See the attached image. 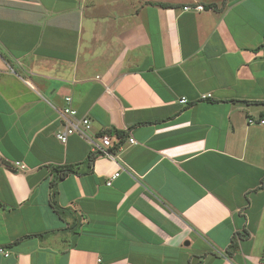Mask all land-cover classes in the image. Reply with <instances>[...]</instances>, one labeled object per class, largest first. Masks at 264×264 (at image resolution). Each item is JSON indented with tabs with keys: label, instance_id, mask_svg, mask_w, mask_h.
<instances>
[{
	"label": "crops",
	"instance_id": "obj_1",
	"mask_svg": "<svg viewBox=\"0 0 264 264\" xmlns=\"http://www.w3.org/2000/svg\"><path fill=\"white\" fill-rule=\"evenodd\" d=\"M263 36L264 0H0V264H264Z\"/></svg>",
	"mask_w": 264,
	"mask_h": 264
},
{
	"label": "built area",
	"instance_id": "obj_2",
	"mask_svg": "<svg viewBox=\"0 0 264 264\" xmlns=\"http://www.w3.org/2000/svg\"><path fill=\"white\" fill-rule=\"evenodd\" d=\"M183 9H194V10H202V5H185ZM202 98H205L203 96ZM65 105L60 109L61 119L64 123V128L58 131L55 136L60 142H65L70 135L77 134L81 138L85 139L91 146V154L93 157H105L109 159L114 158V152L112 148L115 146L113 143L111 136L107 133H101L97 138L95 135L90 133L91 123L87 116L85 115H77V111L70 105L71 98L69 96L64 97ZM180 103L186 104V99L181 98L179 100ZM252 122V121H249ZM261 123H264L263 119H260ZM127 141L130 144L136 143L133 137L128 136ZM16 164H18L16 162ZM23 167V166H21ZM117 172L111 175L110 179L107 181V184H110V180L117 176ZM0 252H2L5 256H7V252L0 248ZM101 259L97 258V264L100 263Z\"/></svg>",
	"mask_w": 264,
	"mask_h": 264
},
{
	"label": "trees",
	"instance_id": "obj_3",
	"mask_svg": "<svg viewBox=\"0 0 264 264\" xmlns=\"http://www.w3.org/2000/svg\"><path fill=\"white\" fill-rule=\"evenodd\" d=\"M156 5L158 6H161V7H168L170 6V4L168 3H161V2H158V3H155ZM260 47L262 49H264V36H263V42L262 44L260 45ZM1 55L4 57V55L1 53ZM242 102H250V101H247V100H242ZM253 103H260V104H264V100H260V101H251ZM260 118L264 120V111L260 113ZM115 134L117 136H121L122 133L120 131H114ZM93 157V156H92ZM91 156L89 157L90 161L93 160ZM55 171L57 173L56 175V178L59 179V178H62L63 176L73 172L72 168L70 166H63V167H55ZM237 236L239 239H241L242 237H244V233H237ZM17 242V241H16ZM14 242V243H16ZM237 246V243L235 241H232L231 244L229 245V247L226 249V252L228 255L231 254V251L234 250Z\"/></svg>",
	"mask_w": 264,
	"mask_h": 264
}]
</instances>
